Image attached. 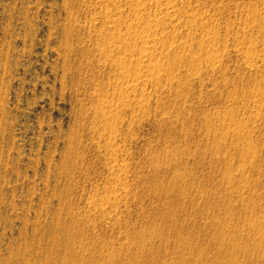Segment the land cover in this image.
<instances>
[{"label":"rangeland","instance_id":"rangeland-1","mask_svg":"<svg viewBox=\"0 0 264 264\" xmlns=\"http://www.w3.org/2000/svg\"><path fill=\"white\" fill-rule=\"evenodd\" d=\"M84 1L0 0V240L5 228L8 232V224L16 220L15 213L36 208L37 195L26 194L30 188L44 190L47 223L61 204V196L53 192L65 191L72 208H79L80 214L89 218L92 237L97 234L101 244L113 249L149 234H160L162 218L154 210L163 200L167 204L179 201L178 206L184 208L192 206L191 199L205 205L216 202L232 209L231 223L253 218L263 221L264 210L259 206L264 203V172L256 175L248 171L251 183H258L260 189L245 195L235 185L231 193L219 189L208 197L197 191L180 196L162 184L149 185V178L144 186L136 185L132 181L134 169L127 173L125 187L117 183L106 186L110 180L96 161V135L91 128L93 123L97 128L104 124L94 119V102L85 94V89L92 92L93 86L84 84L85 76L77 86L73 70L65 73L60 58L65 42H61L59 32L68 22L67 11L76 13L72 23L83 25L89 19V5L95 7L94 11L102 6L98 0ZM156 1L162 7L161 13L154 7ZM126 4L130 18L125 25L142 26L151 35L139 42V48L144 45L149 51L153 43H158L151 63L167 67L166 73L157 76L152 70L142 73L152 80L145 86V95L153 109L137 119L131 130L122 126L120 141L128 150L127 162L136 164L138 157L165 145L182 150L192 139L200 138L206 127L219 133L228 128L244 132V127L225 125L229 119L246 117L251 128L257 127L252 124L257 114L248 107L264 98V0H126ZM114 7L108 5L109 10ZM135 11L144 13V22L134 18ZM149 15L158 18L148 19ZM93 23L94 28L82 27L85 31L79 36L94 40L100 24ZM85 48H95L93 41H87ZM200 49L203 51L197 53ZM212 51L216 60L210 63L207 54ZM192 53H196L194 61L190 60ZM190 69L193 76L189 75ZM102 95L103 91L97 90L95 99ZM165 112L168 118L163 117ZM120 118L125 123L129 114L122 113ZM152 118L160 121L153 123ZM263 122L260 132L245 129L244 134L257 136L263 143ZM109 125L108 129L120 126ZM219 140L222 148L232 145ZM143 169L152 176L148 168ZM94 193L97 197L92 213L84 215L88 209L84 201ZM12 201L16 211L10 208ZM254 208L258 214L253 216ZM180 223L183 232L187 231L183 228L189 221ZM18 228L16 220L12 232ZM262 234L256 231L250 238ZM248 235L249 231H244L240 236L244 245L250 241ZM236 263L264 264V252L242 256Z\"/></svg>","mask_w":264,"mask_h":264},{"label":"bare ground","instance_id":"bare-ground-1","mask_svg":"<svg viewBox=\"0 0 264 264\" xmlns=\"http://www.w3.org/2000/svg\"><path fill=\"white\" fill-rule=\"evenodd\" d=\"M81 2L83 4L85 1ZM98 2L102 6L96 7L97 11H94L92 5L87 8L86 16L89 19L83 25L72 23L76 13L67 11L65 17L68 22L59 32L61 42H65L60 58L65 73L73 70L77 86L82 81L81 76H85L84 84L93 86V91L85 89V94L87 99L94 102V119L104 124L97 128L93 123L91 128L96 135L93 149L96 161L110 180L106 186L117 183L125 187L126 175L130 169H134L132 181L136 185L144 186L149 178V185L162 184L180 196L197 191L208 197L211 191L219 189L231 193L235 185L244 195L258 191L260 185L251 183L248 171L256 175L264 172V142L244 132H260L259 125L264 121V98L255 100L253 104L256 105L248 107L257 114L252 120V124L257 127L251 128L246 117L229 119L225 125L244 127L247 131L244 129L241 133L228 128L219 133L216 129L206 127L200 133V138L192 139L182 150L165 145L143 158L138 157L136 164L127 162L128 150L124 141L123 145L120 141L123 136L122 126L131 130L137 119L145 117L153 109L145 95V86L151 84L152 80L144 78L142 73L152 70L151 73L157 76L166 73L167 67L151 63L156 56L158 43H153V49L149 51L144 45L139 48V42L147 40L151 35L149 31L141 29L142 26L125 25L130 18L126 13V0ZM109 4L115 5L114 10L108 9ZM154 7L158 13L163 11L157 1ZM166 15H170V12H166ZM133 16L144 22L143 12L135 11ZM152 17L158 18L155 15ZM152 17L149 15L148 19ZM94 21L100 24L95 39L79 36V32L83 34L85 31L81 30L82 27L86 30L88 27L94 28ZM87 41H93L95 48H85ZM79 50V55L72 58V54ZM202 51L200 49L197 53ZM195 54H191V61L196 59ZM207 57L210 63L216 60L213 51ZM73 65L75 67L72 69ZM196 70L197 67H193V71ZM193 71L189 70L190 76L194 75ZM97 90L103 91V95L95 99ZM156 98L159 101L160 98ZM125 112L129 114V119L124 123L120 115ZM162 115L164 118L169 117L166 112ZM163 117L161 120L167 121ZM222 119L224 122V117ZM159 121L158 118H152L153 123ZM109 123H119L120 131L119 127L108 129ZM217 138L232 145L222 148ZM144 167L152 172V176L144 173ZM56 190L53 193L61 196V204L50 223L44 218L46 203L43 188L39 192L34 188L27 191V195H37V206L33 210L29 207L23 213H15L14 219L19 223L16 233L12 232L16 220L8 224V232L4 229L0 240V264H237L242 256L248 258L254 253L264 252V220L253 218L247 222L242 220L236 224L231 223L230 218L234 215L232 209L216 202L210 205L199 204L194 199L190 200L192 206L189 208L179 207V201L167 204L163 200L161 207L154 210L162 218L160 234H149L125 247L113 249L101 244L97 234L92 237L89 218L82 216L79 208H72L67 193H63L65 191ZM96 197L94 193L85 199L84 205L88 209L84 215L92 213ZM28 204L32 205L31 199H28ZM9 205L11 210L16 211L14 201ZM259 208L264 210V203ZM23 209L24 206L21 211ZM252 210L253 216L258 214L257 209ZM182 220L189 221V225L183 228L187 230L185 232L180 227ZM151 223H155L154 219H151ZM244 231H249L248 239L256 231L263 234L255 239L250 238L249 243L244 245L240 238ZM156 237L161 240L155 241Z\"/></svg>","mask_w":264,"mask_h":264}]
</instances>
